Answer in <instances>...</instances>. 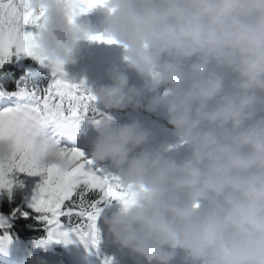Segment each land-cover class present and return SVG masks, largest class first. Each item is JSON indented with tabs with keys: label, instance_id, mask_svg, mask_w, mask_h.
<instances>
[{
	"label": "clouds",
	"instance_id": "9594fccd",
	"mask_svg": "<svg viewBox=\"0 0 264 264\" xmlns=\"http://www.w3.org/2000/svg\"><path fill=\"white\" fill-rule=\"evenodd\" d=\"M32 6L51 64H75L82 42H102L90 35L122 49L111 82L90 89L100 116L88 158L127 193L97 222L111 242L140 264H264V0H107L99 28L81 20L90 12L70 19L68 0ZM14 149L0 141V160Z\"/></svg>",
	"mask_w": 264,
	"mask_h": 264
},
{
	"label": "snow or ice",
	"instance_id": "6c2138e0",
	"mask_svg": "<svg viewBox=\"0 0 264 264\" xmlns=\"http://www.w3.org/2000/svg\"><path fill=\"white\" fill-rule=\"evenodd\" d=\"M106 2L68 0L70 19ZM32 4L33 0H0V141L15 144L11 157L0 160V196L7 195L11 202L20 190L30 209L17 206L10 215L0 211V249L12 243L10 229L18 216L32 217L47 229V237L36 247L79 242L86 249H98L102 235L97 222L104 206L124 200L127 193L83 150L63 143L78 137L82 122H95L100 113L85 83L70 82L61 63L51 64L42 55L38 40L45 13ZM27 26L35 30L25 31ZM88 39L115 43L103 34ZM27 59L50 70L46 86L31 83L35 73L24 63ZM49 154L66 161V166L44 163ZM104 264H111V258Z\"/></svg>",
	"mask_w": 264,
	"mask_h": 264
},
{
	"label": "bare ground",
	"instance_id": "6f19581e",
	"mask_svg": "<svg viewBox=\"0 0 264 264\" xmlns=\"http://www.w3.org/2000/svg\"><path fill=\"white\" fill-rule=\"evenodd\" d=\"M88 14H89L88 16L89 19H87L88 18L87 17L86 20L84 17L83 18L85 19L84 22H91L97 28H99L101 25V21L103 19L101 10L94 9L92 12ZM85 42H82L81 45L79 46L78 51L76 52V63L72 64L73 68L70 69V71H75V70L81 71L82 75L87 78L101 77L105 74H108L111 68L115 66H120L122 64V49L118 48L117 46L115 45L109 46L104 44L103 42H89V41H85ZM96 63H98L99 65H95ZM128 75L130 77L131 84H139V80L135 75V73L129 72ZM71 76L72 75H69L67 73L68 80ZM111 115L115 117L117 120H121L123 118L122 113H117L116 111ZM142 119L146 120V124L148 125H151L153 121H157L156 127L157 130L160 132L161 137H165L166 135H168V133L165 131L164 128L159 127V125L166 124V121H163L159 117L152 114H150V116L148 117H145V119L144 118ZM78 137L71 140L65 138L63 140V143L65 145L67 142L80 143ZM84 137L87 138V140L84 139V141L93 142L95 135H93L92 132H86L84 134ZM90 150L88 151L83 150V151L88 156ZM97 166L106 171L110 170L106 165H97ZM101 233H102L103 242L99 245L98 249L97 248L86 249L85 246L83 244H80L79 242H75L67 245L64 244L63 242H60V244H64L65 246V252H63L62 255L65 254L66 258L68 259L66 262H63V264H72V263L99 264V263H104V261L108 258H114V260H118L120 263L126 264L125 251L120 250L116 245H114L111 242L110 238H108L107 236L106 231ZM109 247H111L110 252L108 251ZM6 252H8V250ZM133 259L136 263H139L138 258H133ZM2 264H16V263H14V261L11 262L9 259H6V262H2Z\"/></svg>",
	"mask_w": 264,
	"mask_h": 264
},
{
	"label": "trees",
	"instance_id": "16d2710c",
	"mask_svg": "<svg viewBox=\"0 0 264 264\" xmlns=\"http://www.w3.org/2000/svg\"><path fill=\"white\" fill-rule=\"evenodd\" d=\"M24 63L27 65H30V64H33L34 61H32L31 59H27L24 61ZM50 80H51L50 77H43L39 80H31V83H33L37 86L43 87V86H46L50 82ZM17 206H22L25 209L24 199L21 196H14V198L11 202H9L8 199L1 202L0 203V211L5 213L6 215H10L12 209L17 207ZM30 221H33V219L29 218V219L25 220L23 217H19V216L15 220H13L12 223L14 224V226L10 229L13 236H15V237L20 236V237H23L24 239L41 236L42 231L40 229L36 228L38 223L30 222ZM33 226L36 229H32ZM35 231L38 232V234H34ZM0 234H2V233H0Z\"/></svg>",
	"mask_w": 264,
	"mask_h": 264
},
{
	"label": "rangeland",
	"instance_id": "374dc122",
	"mask_svg": "<svg viewBox=\"0 0 264 264\" xmlns=\"http://www.w3.org/2000/svg\"><path fill=\"white\" fill-rule=\"evenodd\" d=\"M89 16V14H86L84 16L81 17V20L85 17V19ZM85 19H83L82 21H84ZM89 19V17L87 18ZM86 19V20H87ZM29 30H35L34 28H32L31 26H27L25 28V31H29ZM85 42V41H84ZM86 44V42H85ZM78 51V50H77ZM95 65H99L98 63H96ZM40 70H38V73L37 75L39 76L40 74H50V70L48 68H42L40 66ZM73 66L72 64H69V65H66L65 66V72L68 73L69 75H72L70 78H69V81L72 82V83H75V84H80L81 81H84L86 83V87L88 89H91L92 91H95V86H99V84H103V81L106 80V82L103 84H108L110 83V79H109V75L108 74H105L101 77H85L82 75L81 71H78V70H75V71H70V69H72ZM35 73V72H34ZM36 74V73H35ZM35 76V75H34ZM97 88V87H96ZM22 192L20 190H18L14 196H17V195H20ZM7 195H4V196H0V202L3 201V200H7ZM46 237H47V229H46ZM45 239V238H44ZM11 245V244H10ZM51 245V246H50ZM25 246H28L30 248V250L35 253L36 255H39L41 253V250L38 249L36 246V242H32V244L28 245V244H25ZM58 244L56 242H52L50 244H48L47 246L45 247H57ZM61 248H63V245H59ZM42 248V247H41ZM45 261L49 262V264H59V263H63V261H60V260H46L45 258H43Z\"/></svg>",
	"mask_w": 264,
	"mask_h": 264
}]
</instances>
